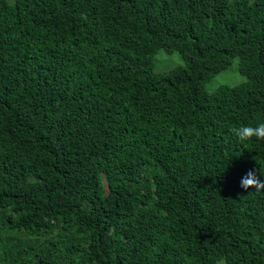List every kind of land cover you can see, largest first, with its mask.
Wrapping results in <instances>:
<instances>
[{"label":"trees","instance_id":"trees-1","mask_svg":"<svg viewBox=\"0 0 264 264\" xmlns=\"http://www.w3.org/2000/svg\"><path fill=\"white\" fill-rule=\"evenodd\" d=\"M259 123L264 0H0V264H264Z\"/></svg>","mask_w":264,"mask_h":264},{"label":"clouds","instance_id":"clouds-1","mask_svg":"<svg viewBox=\"0 0 264 264\" xmlns=\"http://www.w3.org/2000/svg\"><path fill=\"white\" fill-rule=\"evenodd\" d=\"M235 63L238 64L239 61L237 60ZM240 82H244L243 77L240 78ZM232 132L240 142L251 141L253 138L256 140H264V123H259L255 127L251 125H242L232 129ZM261 175H264V172L261 171ZM241 187L245 190L254 188L255 192H262L264 191V182L258 180L253 172H249L242 180ZM217 264H225L224 258H221Z\"/></svg>","mask_w":264,"mask_h":264},{"label":"rangeland","instance_id":"rangeland-1","mask_svg":"<svg viewBox=\"0 0 264 264\" xmlns=\"http://www.w3.org/2000/svg\"><path fill=\"white\" fill-rule=\"evenodd\" d=\"M183 63V58L178 52H175L174 54H168L166 51L161 50L157 53L155 57V65L157 71H166ZM229 75H231L229 80H231V82L233 83L240 82V78L242 77L237 72V67H234L229 72H226L220 80L223 81L224 79H226L224 77H227Z\"/></svg>","mask_w":264,"mask_h":264}]
</instances>
